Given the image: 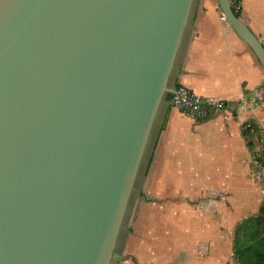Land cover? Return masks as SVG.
<instances>
[{
    "label": "water",
    "instance_id": "water-1",
    "mask_svg": "<svg viewBox=\"0 0 264 264\" xmlns=\"http://www.w3.org/2000/svg\"><path fill=\"white\" fill-rule=\"evenodd\" d=\"M197 3L0 0V264L124 261ZM216 3L264 70L263 44Z\"/></svg>",
    "mask_w": 264,
    "mask_h": 264
},
{
    "label": "crops",
    "instance_id": "crops-1",
    "mask_svg": "<svg viewBox=\"0 0 264 264\" xmlns=\"http://www.w3.org/2000/svg\"><path fill=\"white\" fill-rule=\"evenodd\" d=\"M241 7L242 21L264 46V0H242ZM177 64V84L199 97L223 100L233 110L226 118L214 114L195 122L168 108L145 176L149 174L156 188L182 189L194 175L197 184L224 190L229 207H250L252 212L241 221L256 214L264 202V167L255 161L264 150V70L249 47L221 20L216 0L198 1ZM248 127L254 132L251 139L243 136ZM167 182L174 185L168 187ZM249 198L252 204L247 203ZM175 200L167 196L162 203ZM223 213L215 218L203 215L218 223L217 233L225 217L232 220V213Z\"/></svg>",
    "mask_w": 264,
    "mask_h": 264
},
{
    "label": "rangeland",
    "instance_id": "rangeland-1",
    "mask_svg": "<svg viewBox=\"0 0 264 264\" xmlns=\"http://www.w3.org/2000/svg\"><path fill=\"white\" fill-rule=\"evenodd\" d=\"M147 177L140 176L138 180L141 199L134 203L126 219L128 227L119 248L124 261L120 264H235L230 255L233 231L239 219L252 212L250 207H229L224 190L201 186L194 175L189 176L187 187L182 189L156 188L151 177ZM169 182L168 187L174 185ZM167 196L176 200L163 204L162 199ZM252 202L249 198L247 203ZM228 212L232 213V220L224 216V222L219 223L221 233H217L214 218ZM207 219L212 222L208 220L205 225Z\"/></svg>",
    "mask_w": 264,
    "mask_h": 264
},
{
    "label": "trees",
    "instance_id": "trees-1",
    "mask_svg": "<svg viewBox=\"0 0 264 264\" xmlns=\"http://www.w3.org/2000/svg\"><path fill=\"white\" fill-rule=\"evenodd\" d=\"M231 8L237 17L241 16V9L233 5ZM253 135L251 127L243 130L246 139H251ZM247 147L253 148L248 140ZM255 161L264 167V150L255 157ZM231 251L235 264H264V202L256 214L246 217L235 226Z\"/></svg>",
    "mask_w": 264,
    "mask_h": 264
},
{
    "label": "built area",
    "instance_id": "built-area-1",
    "mask_svg": "<svg viewBox=\"0 0 264 264\" xmlns=\"http://www.w3.org/2000/svg\"><path fill=\"white\" fill-rule=\"evenodd\" d=\"M231 6L242 9V0H229ZM221 20L225 19L221 15ZM171 108L181 111L180 113L195 122H203L214 114L226 118L233 106L223 100L213 98H202L190 91L182 84H178L171 96Z\"/></svg>",
    "mask_w": 264,
    "mask_h": 264
}]
</instances>
